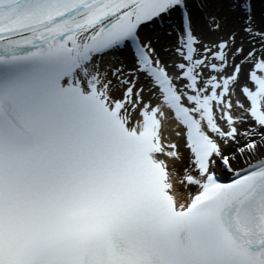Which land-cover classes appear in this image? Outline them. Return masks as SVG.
I'll return each mask as SVG.
<instances>
[{"label": "snow or ice", "instance_id": "obj_1", "mask_svg": "<svg viewBox=\"0 0 264 264\" xmlns=\"http://www.w3.org/2000/svg\"><path fill=\"white\" fill-rule=\"evenodd\" d=\"M0 264H264V0H0Z\"/></svg>", "mask_w": 264, "mask_h": 264}]
</instances>
